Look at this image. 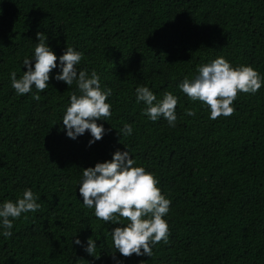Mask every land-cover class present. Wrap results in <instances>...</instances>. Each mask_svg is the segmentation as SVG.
I'll return each mask as SVG.
<instances>
[{"label":"trees","instance_id":"obj_1","mask_svg":"<svg viewBox=\"0 0 264 264\" xmlns=\"http://www.w3.org/2000/svg\"><path fill=\"white\" fill-rule=\"evenodd\" d=\"M37 32L58 56L66 45L81 51L78 67L112 89V115L100 121L111 130L91 146L87 130L72 140L62 129L75 84L50 78L39 100L11 87ZM218 56L264 76V0H0V201L31 188L41 205L0 236V264H114L117 225L83 206L77 184L82 168L124 146L171 204L168 242L151 257L117 252L121 264H264V86L238 93L233 113L215 120L177 87ZM138 85L178 97L176 127L147 119ZM125 123L131 136L118 135ZM74 235L94 238L96 257Z\"/></svg>","mask_w":264,"mask_h":264},{"label":"clouds","instance_id":"obj_2","mask_svg":"<svg viewBox=\"0 0 264 264\" xmlns=\"http://www.w3.org/2000/svg\"><path fill=\"white\" fill-rule=\"evenodd\" d=\"M35 42L31 56L23 58L22 64L26 69L23 75L17 78L15 71L9 72L15 93L21 96L31 94L34 100H39V93L49 87L50 78L62 81L68 87L75 84L76 89L63 112L62 129L72 140L84 135L87 130L90 136L88 146L101 140L111 130L100 121H107L112 115L109 100L112 89L102 87L100 75L95 69L88 71L78 67L83 59L81 51L66 45L58 56L43 32L36 33ZM54 69L58 71L53 73ZM262 86L264 76L251 65L233 66L222 56L198 65L192 78L185 76L177 85L190 101H199L208 107L209 119L212 120L233 113V102L238 93L254 94ZM134 95L137 104L143 103L142 113L147 119L155 122L163 118L169 127H176V95L164 92L158 99L146 85L136 86ZM184 114L194 116L195 111L186 108ZM132 133L133 127L129 123L118 131V135L124 137ZM82 170L77 184L79 200L84 207L93 209L95 217L104 224L117 225L109 231L114 264H121L117 252L122 257L132 254L151 257L155 244L168 242L170 230L165 217L170 211L171 200L158 187L155 175L136 164L127 147L124 146V150L117 148L110 160L97 161L94 166ZM39 199L31 188H25L15 200L0 201V236L11 237L13 222L22 214L37 212L41 207ZM122 218L126 222H122ZM73 237L71 244L96 257L97 243L94 238L82 241L76 235Z\"/></svg>","mask_w":264,"mask_h":264}]
</instances>
